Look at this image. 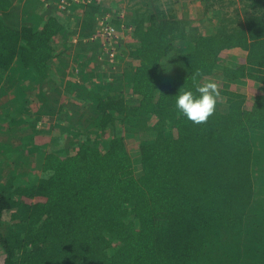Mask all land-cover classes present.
Returning a JSON list of instances; mask_svg holds the SVG:
<instances>
[{
  "label": "trees",
  "instance_id": "obj_1",
  "mask_svg": "<svg viewBox=\"0 0 264 264\" xmlns=\"http://www.w3.org/2000/svg\"><path fill=\"white\" fill-rule=\"evenodd\" d=\"M228 2L240 5L236 20L209 35L171 11L128 9L134 43L116 61L124 71L63 91L52 74L55 42L84 58L98 18L111 11L91 5L74 33L54 7L36 21L28 4L22 11L0 0V82L23 74L58 92L36 97L38 119L66 110L56 104L70 88L90 96L94 112L92 125L82 109L75 124L71 117L68 127L83 135L49 152L36 144L35 124L15 127L22 120L0 86V264H264V203L254 197L255 169L264 167V0ZM112 15L120 28V11ZM232 49L246 53L243 64H223ZM193 77L225 84L224 101L202 124L174 103ZM246 78L262 89L250 106L231 89ZM130 138H141L137 159Z\"/></svg>",
  "mask_w": 264,
  "mask_h": 264
},
{
  "label": "rangeland",
  "instance_id": "obj_2",
  "mask_svg": "<svg viewBox=\"0 0 264 264\" xmlns=\"http://www.w3.org/2000/svg\"><path fill=\"white\" fill-rule=\"evenodd\" d=\"M144 1H149V6L143 4ZM158 2L159 6L154 3V0H102V3H98L97 6H101L100 12L104 10L109 11H120V13H125L129 11L128 9H137L145 12L147 8L152 9V6L155 8H160L164 12H173V14L178 15V17L186 19L190 22L191 28L194 29L197 33L209 35L213 33L214 28L216 25H219L221 21L225 18H233L236 20V13L235 9L240 7V5L233 6L230 4L226 6L225 4H229L228 0H155ZM220 2V3H219ZM141 4V5H140ZM154 4V5H153ZM156 5V6H155ZM141 6V7H140ZM158 6V7H157ZM90 7V6H88ZM88 7H83L80 10L82 11L81 17L84 16V11ZM177 11L175 8H177ZM103 9V10H102ZM78 10V9H77ZM76 12V8L74 10ZM157 11V9L155 10ZM176 13H175V12ZM179 12V14H178ZM78 13V12H77ZM77 13H73L72 16L68 14H58L61 18L62 23H66L68 25L73 26V19H70L74 15L76 16ZM228 14V15H227ZM128 43H131L129 41ZM71 56V55H70ZM221 59L223 60L224 65H228L229 63L234 64H243L242 60L246 59V53L241 49H232L226 52V56H222ZM68 61H72L74 65H78L79 62L73 61L72 58H69ZM242 61V62H241ZM106 67V66H105ZM55 69V65L53 70ZM52 70V71H53ZM56 69L55 75L53 78L56 77L57 80L61 77V73ZM123 66H120L116 72L114 70H109L108 67L104 68L101 65L100 69L95 73L90 70L91 75L87 76L86 83H96L99 84L101 79L97 76L99 73L105 76L111 77L113 74H117L118 72H123ZM94 73V74H92ZM53 74V73H52ZM76 77V76H75ZM73 79L72 77H70ZM212 81L216 82L218 85V90L220 92L219 101L222 103L224 101V95L222 94V90L224 89V81L221 78L217 77H208ZM110 80V78H109ZM242 83H236V85H232L231 89L232 92H237L242 94L247 101L248 106L252 104L253 99L262 92L260 85L251 80V79H242ZM35 82L23 75V74H12L11 78H8L2 82H0V86L4 85L10 91V98L13 100V105L16 107L19 115L18 119L22 120L21 125L15 126L18 129H28L31 128L34 124L36 125L39 131H42V135L38 136L36 140V144L38 146H47L46 151H66L67 149V141L74 139L77 141L83 135V128L80 126H72L68 127V120L71 117H76L72 122L75 124L77 122L80 110L82 109L84 112V117L82 121L84 122L86 118H91L92 109H91V97L84 94L76 93L77 90L75 88H70L66 93V97H61L58 99L60 101L58 104V109L61 107L66 108V110H62L58 116L51 117V116H41L39 119L37 118L38 110L41 106L39 100L36 99L42 93H47V95H51L52 97H56L58 92L51 91L50 87L45 86V88L41 89L35 86ZM91 85V84H90ZM262 86V85H261ZM90 86L86 89H89ZM34 90V91H33ZM22 91L26 93V98H24L21 94ZM85 91V88L83 89ZM31 95V97H30ZM41 96V95H40ZM50 96V97H51ZM63 96V94L61 95ZM91 98V99H90ZM35 99V100H30ZM44 99V96H42ZM90 99V102H88ZM51 101L55 99H50ZM41 102V101H40ZM90 105V106H89ZM77 111V112H76ZM75 112V114H74ZM68 115V116H66ZM89 125L94 123V120L91 118ZM94 129H90V133L93 132ZM61 140L58 139L61 136ZM141 142V138H130L127 140V146L129 149L130 154L133 156L134 159H137L139 153V145ZM70 149V148H69ZM73 150V149H70ZM255 199L264 203V167L257 165L255 169Z\"/></svg>",
  "mask_w": 264,
  "mask_h": 264
},
{
  "label": "built area",
  "instance_id": "obj_3",
  "mask_svg": "<svg viewBox=\"0 0 264 264\" xmlns=\"http://www.w3.org/2000/svg\"><path fill=\"white\" fill-rule=\"evenodd\" d=\"M46 7L56 8V14H68L72 16L73 13L77 15L71 17L74 23L72 28H77V23L81 17L83 7L91 5H98L102 0H43ZM76 8V12L74 11ZM78 9V10H77ZM120 19L123 21L120 28L113 24V15L111 12L100 15L96 23L95 33L88 40L92 42L98 52L96 63L102 62L103 66L108 67L110 70L116 71L119 68L117 65V56L127 51L126 44L127 38L131 35L133 28L126 25L124 21V13H120ZM72 41L75 45L80 42L79 35L72 36ZM73 57V56H72ZM89 60V59H88ZM90 61V60H89ZM78 72V69H76Z\"/></svg>",
  "mask_w": 264,
  "mask_h": 264
},
{
  "label": "crops",
  "instance_id": "obj_4",
  "mask_svg": "<svg viewBox=\"0 0 264 264\" xmlns=\"http://www.w3.org/2000/svg\"><path fill=\"white\" fill-rule=\"evenodd\" d=\"M42 1L43 0H14V6H16L17 8L22 9V11H24L26 9L27 4H28L29 5L28 6V12L30 13L31 17L34 20H36V21L43 20V19L46 20L47 19L46 11H47V9H51V7H46ZM175 9L177 11L178 7ZM111 12L115 13L116 11L112 10ZM178 14H179V12H178ZM76 30H77V28H71V32L75 33ZM129 41H131V43H134V42H132L131 36H129L127 38L126 47L128 46V44H131V43H128ZM55 47H56L57 51L59 52V54L61 55L59 57V59L58 58L54 59L55 69L52 71L53 75H55L56 69H59L58 71L61 73V77L58 80L56 77L53 78L54 81L57 82V85L60 86L63 91L68 86L69 83L79 84V85H83L85 87H88V85L90 86V83H86L87 76L91 75L90 70H92L93 72L96 73L102 65V62L100 64L96 63L97 55L94 54L95 53L94 52L95 47L92 46L91 51L88 52L84 56V58H83L81 53H80L81 55L77 56L79 58L74 57V56H76V50H77L76 47H75V51H74V49L72 50V52L70 53V55H71L70 56L68 51H65L64 47H62L60 45L58 39H57V42H55ZM69 58H72L73 61L77 60L79 62V64L74 65L72 63V61H70V62L68 61ZM104 68H106V67L104 66ZM76 69H78V72L76 71ZM116 71H114V72H116ZM92 74H94V73H92ZM113 75H111V76H113ZM97 76L103 77L105 75L99 73ZM70 77H72L73 79H71ZM66 93H68V92L67 91L62 92V94H63L62 97H66Z\"/></svg>",
  "mask_w": 264,
  "mask_h": 264
},
{
  "label": "clouds",
  "instance_id": "obj_5",
  "mask_svg": "<svg viewBox=\"0 0 264 264\" xmlns=\"http://www.w3.org/2000/svg\"><path fill=\"white\" fill-rule=\"evenodd\" d=\"M170 69V70H169ZM164 68L165 73L172 71ZM194 88L182 87L174 97L175 108L179 114L187 120L195 123H205L216 111L217 103L220 98L218 85L211 79L195 83Z\"/></svg>",
  "mask_w": 264,
  "mask_h": 264
}]
</instances>
